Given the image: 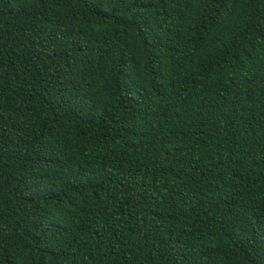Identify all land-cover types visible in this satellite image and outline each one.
<instances>
[{
    "label": "trees",
    "instance_id": "1",
    "mask_svg": "<svg viewBox=\"0 0 264 264\" xmlns=\"http://www.w3.org/2000/svg\"><path fill=\"white\" fill-rule=\"evenodd\" d=\"M0 264H264V0H0Z\"/></svg>",
    "mask_w": 264,
    "mask_h": 264
}]
</instances>
